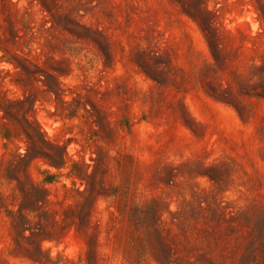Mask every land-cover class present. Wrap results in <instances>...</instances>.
<instances>
[{
  "label": "rangeland",
  "instance_id": "obj_1",
  "mask_svg": "<svg viewBox=\"0 0 264 264\" xmlns=\"http://www.w3.org/2000/svg\"><path fill=\"white\" fill-rule=\"evenodd\" d=\"M0 264H264V0H0Z\"/></svg>",
  "mask_w": 264,
  "mask_h": 264
}]
</instances>
